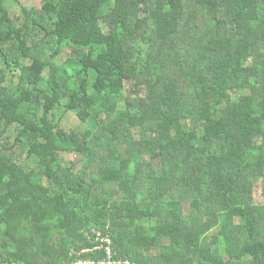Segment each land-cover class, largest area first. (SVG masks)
Returning a JSON list of instances; mask_svg holds the SVG:
<instances>
[{
    "label": "trees",
    "instance_id": "1",
    "mask_svg": "<svg viewBox=\"0 0 264 264\" xmlns=\"http://www.w3.org/2000/svg\"><path fill=\"white\" fill-rule=\"evenodd\" d=\"M11 3L0 264H264V0Z\"/></svg>",
    "mask_w": 264,
    "mask_h": 264
},
{
    "label": "rangeland",
    "instance_id": "2",
    "mask_svg": "<svg viewBox=\"0 0 264 264\" xmlns=\"http://www.w3.org/2000/svg\"><path fill=\"white\" fill-rule=\"evenodd\" d=\"M42 0H20V6H15L14 4H10V11L12 16H16L20 12L21 7H28V8H41ZM134 94L132 92L129 93V96H133ZM61 127L67 131L68 133H75L80 134L87 128V126L80 122L76 114L69 113L62 117L61 119ZM16 127H12L4 136L3 141L5 144L12 145L14 142V139L16 137ZM1 139V140H2ZM18 158L19 163L28 168L33 169L36 165L35 162L31 159L27 158V153L22 152L19 150L18 152ZM60 158L63 163H69V162H78L81 160V157L77 154H61ZM79 168H81V165H79ZM255 202L259 205H264V196L262 194V188L261 184L257 185V188L255 189Z\"/></svg>",
    "mask_w": 264,
    "mask_h": 264
},
{
    "label": "built area",
    "instance_id": "3",
    "mask_svg": "<svg viewBox=\"0 0 264 264\" xmlns=\"http://www.w3.org/2000/svg\"><path fill=\"white\" fill-rule=\"evenodd\" d=\"M101 234H102V233L97 232V239H98V240H99L100 238H102V237H101ZM101 241L104 242V241H105V238H102ZM107 251H108V254H109L110 259H111V258H112L111 250L108 248ZM79 264H83V263H82V262H79ZM107 264H113V262L109 261ZM119 264H131V263L128 262V261H125V262L120 261Z\"/></svg>",
    "mask_w": 264,
    "mask_h": 264
}]
</instances>
